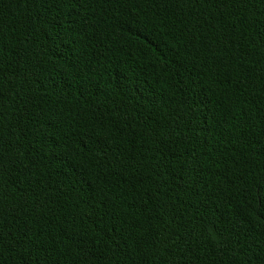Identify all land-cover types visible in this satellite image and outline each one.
I'll use <instances>...</instances> for the list:
<instances>
[{"label": "trees", "instance_id": "16d2710c", "mask_svg": "<svg viewBox=\"0 0 264 264\" xmlns=\"http://www.w3.org/2000/svg\"><path fill=\"white\" fill-rule=\"evenodd\" d=\"M0 264H264V0H0Z\"/></svg>", "mask_w": 264, "mask_h": 264}]
</instances>
